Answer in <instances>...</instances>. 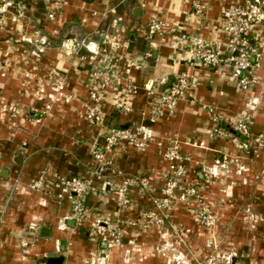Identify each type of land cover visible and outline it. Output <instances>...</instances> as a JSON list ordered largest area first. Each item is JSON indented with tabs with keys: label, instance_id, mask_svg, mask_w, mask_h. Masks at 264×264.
Listing matches in <instances>:
<instances>
[{
	"label": "crops",
	"instance_id": "0c3cea01",
	"mask_svg": "<svg viewBox=\"0 0 264 264\" xmlns=\"http://www.w3.org/2000/svg\"><path fill=\"white\" fill-rule=\"evenodd\" d=\"M246 1L15 0L16 7L0 20V264H50L49 257L59 256L62 246V264H100L104 253L88 237V226L97 218L117 223L122 242L144 244L148 231L128 220L143 217L161 195L169 172L163 156L168 136L191 157L184 182H201L202 166L217 169L206 195L219 205L214 231L222 244L237 247L236 257L243 262L264 263V146L252 144L245 152L231 140L234 124L247 116L250 137L264 134V25L250 30L260 61L250 71L257 83L249 89L222 68L204 65L186 44L194 35L225 41L226 9ZM53 9L57 14L50 19ZM153 19L165 22V32L148 37L145 25ZM128 63L129 82L136 88L133 110L118 109L116 100L124 94L110 90L104 123H90L86 109L92 73L110 69L122 76ZM182 72L192 79L188 94L172 116H157L148 89L164 90ZM65 95L71 99L66 101ZM48 103L51 109L42 113ZM215 118L228 135H211ZM139 125L153 134L146 148L121 142L110 153L119 170L150 177L148 192L138 185L130 188L128 207L113 188L92 193L84 222L77 226L67 196L31 187L42 173L49 179L78 176L98 186L106 179L118 185L122 179L111 168L99 172L92 144L103 143L108 128ZM183 211L175 207L171 217L190 223ZM63 221L66 230L59 227ZM44 227L50 231L43 234ZM109 250V264L143 261L137 254L122 260L118 246Z\"/></svg>",
	"mask_w": 264,
	"mask_h": 264
},
{
	"label": "built area",
	"instance_id": "2783aa9c",
	"mask_svg": "<svg viewBox=\"0 0 264 264\" xmlns=\"http://www.w3.org/2000/svg\"><path fill=\"white\" fill-rule=\"evenodd\" d=\"M50 2L51 0H44ZM15 0L0 1V20L12 8L16 7ZM57 11L52 10L48 13L50 19L56 17ZM165 22L159 19H153L145 25L146 34L151 37L156 34H164ZM264 25V0H247L244 3H236L226 9L222 26V33L225 41L206 40L201 36L194 35L186 42L188 51L195 58L199 59L207 67L222 68V73L235 80L242 89H249L257 83L256 77L250 74L253 67L260 61V53L256 44L252 41L250 30L254 26ZM131 73V64H126L123 74L120 76L110 69L96 70L92 73L90 88V104H87L86 118L92 124H103L104 113L103 105L110 90L122 92L124 95L116 100L115 106L125 113L133 110L131 98L136 92L135 86L129 82ZM191 76L182 72L176 75L174 82L164 90L156 91L153 88L148 89V95L152 99V105L156 108L157 116L168 114L172 116L178 106L179 101L188 94L191 86ZM62 88L61 85H57ZM71 96L65 95V100L69 101ZM52 105H45L42 113H48ZM35 111H38L37 109ZM211 130L212 136L228 135V132L220 126L218 119ZM251 119L247 116L245 120L234 124L235 134L231 136L232 142L239 149L249 152L252 144L258 147L264 146V134L250 137ZM246 136L245 140L239 136ZM153 134L149 132L144 125L136 128H108L104 135L103 143L92 144V153L100 166L101 173L109 167L113 175L121 177L118 185L113 184L112 180L106 179L101 186H98L78 176H58L55 179L47 178L42 173L32 184L31 187L47 195H54L59 198L67 196L71 203L73 219H79L83 223L86 209V199L92 193L98 191L107 193V190L113 188L117 200L127 207L131 198L129 190L138 185L143 191L151 189V180L145 174H126L119 170L114 164L110 153L121 142L130 146L144 149L149 145ZM168 146L163 150V156L169 163V172L161 187V195L153 199L154 207L146 215L156 225L165 224L171 216V210L179 203L187 204L191 200L198 201L202 199L201 189L205 184H210L217 175V169L202 166L203 182L186 183L183 178L187 175V165L191 157L182 151L179 141L174 136H168ZM217 164H222L217 160ZM98 172V171H97ZM200 212L196 215V220L202 221L207 225L215 224V216L212 212ZM145 221L144 218L142 222ZM141 224V223H140ZM142 225V224H141ZM148 228L149 224L142 226ZM64 228V224L59 226ZM92 234L98 236L101 243L111 246L113 242L119 244L123 231L111 218H97L92 224ZM105 258V256H104Z\"/></svg>",
	"mask_w": 264,
	"mask_h": 264
},
{
	"label": "rangeland",
	"instance_id": "374dc122",
	"mask_svg": "<svg viewBox=\"0 0 264 264\" xmlns=\"http://www.w3.org/2000/svg\"><path fill=\"white\" fill-rule=\"evenodd\" d=\"M201 172H203L202 168ZM199 183L201 185L203 182ZM211 183L205 184L201 189L203 194L202 199L198 201L191 200L187 204L179 203L175 206L176 208H182L184 210L183 212L189 215L190 223H185L180 219L176 220L175 217L172 218L171 216L161 226L156 225V221H152L150 218L146 221L148 219L146 215L153 209L154 204L151 209L143 213V217L128 220L129 222L141 223L142 225L144 223L149 224L148 228L145 225V227L142 226L143 229L148 231L145 233L148 238L144 244H136L135 242V245L132 246L131 244L122 242L121 238L119 244L113 242L111 246L104 247L101 245L99 237L92 234L93 222H91L88 226V237L90 236L96 244V248L101 250L104 253L103 256L106 258L104 261L100 260V264H109L108 258L111 253L109 249L114 246H118L120 249V252H116V254H122V260H125V257L129 258L133 254L141 257L140 260L143 261L137 264H249L240 260V257H236L237 247H234L233 244L230 246H224L222 244L219 234L217 231H214L216 223L214 225H207L202 219L199 221L196 220V215L205 211V214L212 212L215 219H217V214L214 209L218 211L217 207L219 205H216L217 207L214 206V203L206 195ZM71 214H73L72 210ZM143 218L145 221L142 222ZM74 221H76L77 226H81L79 219H74ZM61 224H64V228L60 229L66 230L68 228L64 221ZM207 233L210 234L209 237ZM61 244L60 246H62ZM64 249L62 246L61 250L57 251L60 254L59 256H62L61 254ZM144 260L147 262L145 263ZM252 264L264 263L254 262Z\"/></svg>",
	"mask_w": 264,
	"mask_h": 264
},
{
	"label": "water",
	"instance_id": "95a60500",
	"mask_svg": "<svg viewBox=\"0 0 264 264\" xmlns=\"http://www.w3.org/2000/svg\"><path fill=\"white\" fill-rule=\"evenodd\" d=\"M46 230L50 231L49 228L44 227L42 229V233L44 234ZM48 261L50 262V264H62L63 263V256H51V257H49Z\"/></svg>",
	"mask_w": 264,
	"mask_h": 264
}]
</instances>
